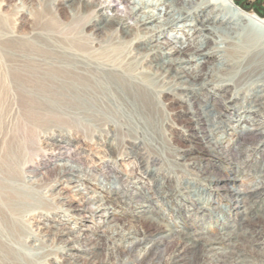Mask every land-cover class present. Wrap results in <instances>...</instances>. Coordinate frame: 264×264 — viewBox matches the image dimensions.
Listing matches in <instances>:
<instances>
[{
  "label": "bare ground",
  "instance_id": "6f19581e",
  "mask_svg": "<svg viewBox=\"0 0 264 264\" xmlns=\"http://www.w3.org/2000/svg\"><path fill=\"white\" fill-rule=\"evenodd\" d=\"M47 2L36 16L40 32L19 34L0 15V83L14 89L26 110L59 117L75 114L88 120L97 114L112 113V107L126 114L149 117L156 112V105L152 104L155 98L165 90L174 91L185 104L196 105L189 107V128L195 133L189 146L194 156L189 159L212 168H204L202 174L211 185L216 184L210 193L227 198L228 204L234 205L229 206L230 212L239 217L236 228L219 229L216 235L209 236L204 228L165 225V215L158 217L155 198L145 194L141 206L134 211L129 209L132 211L128 214L159 227L154 231L119 227L121 235L109 237L113 240L115 264H122V257L129 258L156 236L175 240L180 246L169 264H264V252H260L264 251V238H258L262 235L259 221H264V188L245 191L235 187L243 174L234 159L238 151L225 144L222 134L212 130L205 135L199 132V121L205 122L207 130L208 124L217 119L216 114L209 112L219 109V105V114L226 115L230 124H237L235 132L240 136H264V117L260 114L264 109V19L247 12L235 0H110L107 6L103 0H61V7L70 15V22L60 25L67 30V38L61 42L52 33L58 20L49 11H54V7L51 9ZM92 13L95 20L87 25L86 32L83 23ZM95 41L99 48L94 47ZM125 53L135 54L134 61L124 59ZM231 72H236L239 79L236 85L248 83L252 89L248 107L238 108L236 101H231L227 109L216 100L221 96L229 101V83L219 79ZM218 80L224 86L216 87ZM63 149L66 164L61 174L68 176L75 188L77 197L72 201L91 203L93 211L103 218L115 216L121 188L115 197L102 190L87 198L94 187L86 182L82 167L70 164L74 161L70 149ZM186 156L183 158L188 159ZM223 167L228 173L220 172ZM217 169L220 173L214 171ZM151 175L152 191L159 197L164 195L163 179ZM1 179L0 257L7 259L12 254L2 239L20 244L18 220L22 209L31 202L21 191L10 192L11 179ZM196 202L193 210L199 214L212 209L206 202ZM42 228L49 229L47 232L58 230L54 225L44 224ZM128 239L135 241L123 247ZM156 240L144 257L150 254ZM97 246L98 243L90 242L84 251L93 253ZM70 249L67 263L95 264L88 260L80 263L81 256L73 250L77 248Z\"/></svg>",
  "mask_w": 264,
  "mask_h": 264
},
{
  "label": "rangeland",
  "instance_id": "374dc122",
  "mask_svg": "<svg viewBox=\"0 0 264 264\" xmlns=\"http://www.w3.org/2000/svg\"><path fill=\"white\" fill-rule=\"evenodd\" d=\"M44 1L0 0V15L7 20L8 27L19 34L34 30L40 32L36 16L42 11ZM103 1L105 6L110 4V0ZM47 3L50 8L54 7V11L52 8L49 11L58 20L52 33L65 42L67 30L60 25L70 22V15L61 7V0H49ZM239 6L257 14L252 7ZM114 10L111 12L114 13ZM259 16L264 19V16ZM94 20L95 13H92L83 23L86 32L89 30L87 25ZM99 46L95 41L94 47ZM123 57L134 61L136 55L125 53ZM220 76V81L229 83L226 86L229 101H224L221 96L216 100L227 109L231 101H236L238 108L248 107L247 100L252 96L248 83L236 85L239 82L236 72ZM219 80L216 87L224 86ZM13 91L9 84L0 83V180L11 179L10 192L21 191L28 196L31 205L22 209L18 220L20 244L10 243L8 238L2 239L1 243L11 251L12 256L7 259L0 257V264H69L66 258L68 253H72V246L81 256L80 263L88 260L95 264H115L113 240L109 237H119L123 232L119 227L133 226L152 231L159 227L155 222L128 214L141 206L146 200L145 194L155 198L158 217L165 215L162 220L165 225L184 224L190 228H204L209 236L216 235L219 229L236 228L239 217L229 209L230 205L234 206L233 203L228 204L227 198L211 194L210 190L216 184L211 185L202 175L204 170L211 171L212 168L189 159L194 156L189 146L195 134L189 128L190 108L196 105L185 104L174 91L165 90L155 98V104H152L156 105V112L149 117L126 114L112 107V113L97 114L89 120L86 116L75 114L59 117L31 112L25 109L21 97ZM218 108L209 112L210 115L216 114L217 119L208 124L207 130L205 122L199 121V132L205 135L212 130L222 134L225 144L238 151L234 159L243 174L241 182L235 187L245 191L258 186L264 188V136H240L235 132L237 124H230L226 115L219 114L222 111L219 105ZM260 114L264 117V109ZM64 147L70 149L73 155L74 161L70 164L82 167L86 182L94 187L95 191L90 190L87 198L102 190L115 197L117 189L121 188V197L117 196L120 205L115 216L103 218L99 212L93 211L91 203L72 201L77 197L75 188L68 176L61 174L62 166L66 164ZM184 155H188V159L183 158ZM11 167L14 168L10 173L8 170ZM220 170L221 173H228L227 168ZM146 171L149 173L146 174ZM214 171L220 173L218 169ZM151 174L161 181L163 179L164 195L159 197L152 191ZM30 181L35 182L31 184ZM196 200L210 204L212 209L199 214L193 210ZM221 206L225 208L220 210ZM41 221L48 226L54 225L58 230L47 232L49 229L44 230V224L39 223ZM259 226L262 235L258 238L261 239L264 238V221H259ZM159 237L149 239L129 258L122 257L119 263L169 264L180 246L175 240ZM154 239L158 240L150 254L144 257ZM134 241L128 239L122 246L127 247ZM90 242L98 243L93 253L84 251ZM242 242L247 246L245 241Z\"/></svg>",
  "mask_w": 264,
  "mask_h": 264
},
{
  "label": "flooded vegetation",
  "instance_id": "af4514ba",
  "mask_svg": "<svg viewBox=\"0 0 264 264\" xmlns=\"http://www.w3.org/2000/svg\"><path fill=\"white\" fill-rule=\"evenodd\" d=\"M235 2L239 5L252 7L254 13L264 16V0H235Z\"/></svg>",
  "mask_w": 264,
  "mask_h": 264
}]
</instances>
